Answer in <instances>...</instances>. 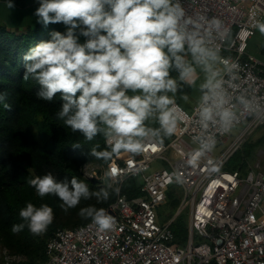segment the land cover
Wrapping results in <instances>:
<instances>
[{
    "label": "clouds",
    "instance_id": "obj_1",
    "mask_svg": "<svg viewBox=\"0 0 264 264\" xmlns=\"http://www.w3.org/2000/svg\"><path fill=\"white\" fill-rule=\"evenodd\" d=\"M6 7H14L11 0ZM35 15L38 23H63L67 31H53L51 39L29 49L23 80L39 85L36 96L41 100L51 102L60 94L57 118L87 141L101 136L103 149L96 143L88 154L106 164L122 153L139 155L149 141L162 144L176 134L181 124L176 95L185 84L200 93L196 119L202 134L193 138L198 145L188 159L193 167L216 145L210 130L229 133L242 113L257 115L245 97L238 98L239 108L232 103L236 69L215 43L219 36L227 42L230 29L217 17L190 13L183 0H39ZM254 27L264 35V21L257 20ZM77 30L86 38L83 44ZM6 101L7 94L0 92V103L10 109ZM122 176L109 166L105 185L94 191L75 176L59 180L51 172L28 184L41 198L57 196L67 212L82 199L102 202L109 199V190L118 194L114 185ZM79 215L101 232L114 227L104 208L89 205ZM19 217L22 222L11 228L14 234L27 227L40 235L52 224L54 212L46 203L37 207L29 202Z\"/></svg>",
    "mask_w": 264,
    "mask_h": 264
},
{
    "label": "built area",
    "instance_id": "obj_2",
    "mask_svg": "<svg viewBox=\"0 0 264 264\" xmlns=\"http://www.w3.org/2000/svg\"><path fill=\"white\" fill-rule=\"evenodd\" d=\"M183 2L190 13L217 17L233 32L227 42L223 36L215 38L221 55L236 69L230 88L232 103L239 108L238 98L245 97L257 115L242 113L237 125L245 126L226 149L216 158L212 151L206 153L193 167L188 163L198 147L193 138L202 134L196 119L197 103L187 110L176 102L181 124L175 135L162 144L149 141L143 153L117 156L107 164L106 169L111 166L123 175L114 185L119 193L105 208L114 227L101 232L90 219L74 227L57 228L46 242V260L40 264H264V167L256 161L245 175L225 169L247 136L264 125V56L247 50L255 22L264 19V0ZM210 132L216 144L230 136L217 129ZM156 161L161 166L153 168ZM213 166L218 170L212 171ZM129 177L138 178L141 195L127 197L121 191ZM173 185L180 188L175 214L189 207L184 244L175 242L170 227L174 217L161 223L156 212ZM23 260L21 254L1 247L0 264H22Z\"/></svg>",
    "mask_w": 264,
    "mask_h": 264
},
{
    "label": "trees",
    "instance_id": "obj_3",
    "mask_svg": "<svg viewBox=\"0 0 264 264\" xmlns=\"http://www.w3.org/2000/svg\"><path fill=\"white\" fill-rule=\"evenodd\" d=\"M59 31L66 33L60 23H50L47 26L38 24L28 28L24 33L17 34L0 26V92L7 94L10 109H5L0 103V249L6 246L14 253L26 256L25 264H40L46 260V242L57 228H70L90 220L79 214L69 223L62 226L53 220L47 230L40 235H33L27 227L14 234L13 224L21 223L19 211L31 202L37 207L42 203L53 208V212L61 210V201L55 195L39 197L28 180L51 172L59 180L72 176L85 182L90 190H98L103 185L84 178L82 166L86 162H104L90 156V149L104 142L101 136L93 141H87L79 133H73L63 121L57 118L62 101L58 93L53 101H44L36 96L39 85L34 80L24 81L26 61L23 59L30 48L41 41L51 39L50 33ZM169 138H165L167 142ZM79 144V148H74ZM129 154H120L124 156ZM236 160H231L233 156ZM237 156V151L225 165L226 170H238L245 175L249 168L244 157ZM110 191L107 201L98 202L95 197L81 200L78 209L89 205L96 208H106L116 196ZM121 191L127 197L141 195L139 180L136 177L127 178L121 186ZM180 188L173 185L167 190L165 202L173 210V215L179 205ZM181 214V212H180ZM176 215L170 227L177 244H184L188 235L187 216ZM171 216V217H172ZM170 217V218H171ZM199 239L196 240L198 242Z\"/></svg>",
    "mask_w": 264,
    "mask_h": 264
},
{
    "label": "rangeland",
    "instance_id": "obj_4",
    "mask_svg": "<svg viewBox=\"0 0 264 264\" xmlns=\"http://www.w3.org/2000/svg\"><path fill=\"white\" fill-rule=\"evenodd\" d=\"M233 32L231 33V36L229 40L232 37ZM259 36H254L253 40L250 41V46L253 45V43L257 40H261V34H258ZM245 123H242L240 125H237L234 127V129L229 132L230 136L227 140L223 142H219L215 145V147L212 150V155L214 158L219 156L221 152H223L226 147L234 140V138L238 135L240 130L244 128ZM245 152L249 154V156L244 157L247 158V167L248 168H253L254 163L256 161H259L261 166L264 167V125L256 128L252 133H250L245 141L238 147L237 149V156L242 157L244 156ZM168 156L170 155V152L166 153ZM233 161L236 160V156L234 155L232 157ZM161 166V162L156 161L152 163L153 168H157ZM107 164L105 162H98V161H91V162H86L82 166V172L83 176L85 179L88 181H95L99 185H105V178H104V171L106 170ZM150 170L146 171V174L150 173ZM180 203V202H179ZM179 206V205H178ZM178 209V207H177ZM176 209V212H177ZM156 212L158 215V221L159 222H166L167 220L175 217L176 215L180 214L181 212V217L182 216H187V221L189 218V207L186 206L184 207L181 211H179L177 214L173 215V210L169 206L167 202H162L156 207ZM175 212V213H176ZM79 214V209L78 205L75 208L69 209L67 212H65L62 208L61 210L55 211L54 212V221L57 223L61 224L62 226H66V224H73V220L77 217ZM172 216V217H171ZM171 217V218H170ZM20 254V253H19ZM23 257V261L21 262L22 264H25L27 258L25 255L21 254Z\"/></svg>",
    "mask_w": 264,
    "mask_h": 264
},
{
    "label": "crops",
    "instance_id": "obj_5",
    "mask_svg": "<svg viewBox=\"0 0 264 264\" xmlns=\"http://www.w3.org/2000/svg\"><path fill=\"white\" fill-rule=\"evenodd\" d=\"M7 2L8 0H0V26L4 27L7 31L22 34L28 28H33L38 24H42L37 22L38 17L35 15V11L39 7V0H11L14 7L10 9L6 7ZM262 21H264V19ZM60 24H62L67 31L66 26L63 23ZM258 34L259 31L256 29L253 36L248 40L247 50L255 56L262 57L264 56V35H261V40H256L253 45L250 46V41L253 40L254 36H259ZM77 35L79 37L78 42L83 44L86 41V38L79 36L78 30ZM171 75L175 78L178 74L173 71ZM182 95L186 96L187 99L181 98ZM199 95L200 93L196 88L185 84L183 85L182 93H177L176 102L182 105L185 109L191 110L197 103ZM150 126L155 128L158 127V124L152 123Z\"/></svg>",
    "mask_w": 264,
    "mask_h": 264
}]
</instances>
